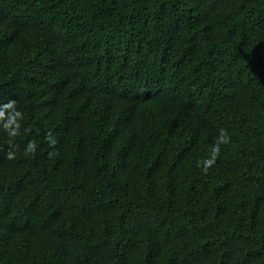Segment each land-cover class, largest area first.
Instances as JSON below:
<instances>
[{"label":"trees","instance_id":"16d2710c","mask_svg":"<svg viewBox=\"0 0 264 264\" xmlns=\"http://www.w3.org/2000/svg\"><path fill=\"white\" fill-rule=\"evenodd\" d=\"M0 264H264V0H0Z\"/></svg>","mask_w":264,"mask_h":264}]
</instances>
